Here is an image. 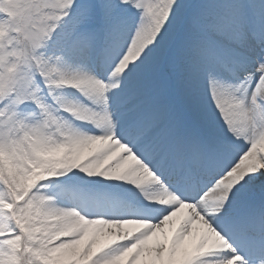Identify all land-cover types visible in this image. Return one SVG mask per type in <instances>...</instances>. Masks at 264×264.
<instances>
[{
	"label": "snow or ice",
	"instance_id": "6c2138e0",
	"mask_svg": "<svg viewBox=\"0 0 264 264\" xmlns=\"http://www.w3.org/2000/svg\"><path fill=\"white\" fill-rule=\"evenodd\" d=\"M0 264H264V0H0Z\"/></svg>",
	"mask_w": 264,
	"mask_h": 264
}]
</instances>
